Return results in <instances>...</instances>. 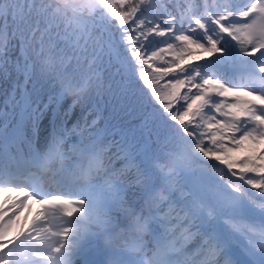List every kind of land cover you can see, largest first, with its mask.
Instances as JSON below:
<instances>
[{
	"label": "snow or ice",
	"instance_id": "obj_1",
	"mask_svg": "<svg viewBox=\"0 0 264 264\" xmlns=\"http://www.w3.org/2000/svg\"><path fill=\"white\" fill-rule=\"evenodd\" d=\"M10 68L0 264H264V0H0Z\"/></svg>",
	"mask_w": 264,
	"mask_h": 264
},
{
	"label": "trees",
	"instance_id": "obj_2",
	"mask_svg": "<svg viewBox=\"0 0 264 264\" xmlns=\"http://www.w3.org/2000/svg\"><path fill=\"white\" fill-rule=\"evenodd\" d=\"M172 3V0H169V4ZM171 10V8L169 9ZM13 45H16L15 47H12ZM11 58L12 60H15L16 58H18L20 56V50L19 47L17 45L16 41H12L11 42ZM86 64L87 62H85L84 67L86 68ZM83 71V69H82ZM9 78L7 81H0V93L6 92L8 94L11 93L12 91V87H13V82L17 79V73L13 70V69H9ZM20 80L22 82L23 77H20ZM133 87H135V85H133ZM87 96V93L85 94ZM6 95L4 94H0V107L3 106V102L6 99ZM72 97H69L65 102L64 105H62V109H61V114L63 115V111L64 108L66 107V105L68 103H70ZM107 99V98H106ZM46 102V101H45ZM81 105H77L76 108L73 111L69 112V115L66 117V119L68 120V127H71L72 123L76 120V119H80L81 125L83 126L84 124V120L83 117L81 116ZM85 111H87V109H85ZM51 116V113H47L45 116V119L42 121V127H41V140L42 137L46 134H48V132H50V127H49V117ZM104 116L108 117L109 119L112 118V112L111 109H106L104 112ZM95 118V114L93 113L92 115L88 116V122L90 123L92 119ZM118 121H122L126 126H139L141 125L142 121H143V117L141 112L139 111V109H135L132 110L130 112H125V111H119L118 117H117ZM104 125V120L101 119L99 121V123L97 124V127H102ZM153 139L155 140L156 138L153 137ZM142 203V201H141ZM139 207V204H137V208Z\"/></svg>",
	"mask_w": 264,
	"mask_h": 264
},
{
	"label": "rangeland",
	"instance_id": "obj_3",
	"mask_svg": "<svg viewBox=\"0 0 264 264\" xmlns=\"http://www.w3.org/2000/svg\"><path fill=\"white\" fill-rule=\"evenodd\" d=\"M98 259L102 257H97ZM75 264H82V260L80 258H75Z\"/></svg>",
	"mask_w": 264,
	"mask_h": 264
}]
</instances>
